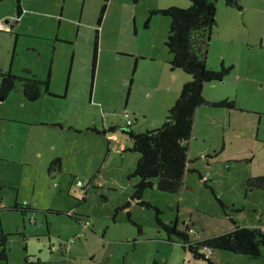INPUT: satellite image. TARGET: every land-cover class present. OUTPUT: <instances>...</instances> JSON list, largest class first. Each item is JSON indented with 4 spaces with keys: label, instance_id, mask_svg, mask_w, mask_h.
Listing matches in <instances>:
<instances>
[{
    "label": "rangeland",
    "instance_id": "374dc122",
    "mask_svg": "<svg viewBox=\"0 0 264 264\" xmlns=\"http://www.w3.org/2000/svg\"><path fill=\"white\" fill-rule=\"evenodd\" d=\"M238 1L242 5L241 10L227 8L223 0L217 2L216 26L210 36L206 67L218 70L222 65L225 67L233 65V68L224 81L204 84L203 97L207 103L195 111L188 154V158L193 159L191 166L198 170L187 175L186 189L178 195L161 193L156 188L146 190L142 200L151 208L139 206L130 200L134 185L129 184V181L130 178L138 181L131 175L139 156L127 149V146H132L127 135L116 129L115 142L121 147L114 145L113 152L105 163L109 141L104 138L106 136L93 129L89 131V128L76 133L74 128L67 125L69 122L79 121L80 118L77 116L83 112L81 108L90 106L92 86L98 82L97 78L95 80L96 73L101 77L97 68L98 58L93 83L90 80L92 66L87 57L76 63L80 64L79 69L86 76L82 77L83 86L79 87L80 90H74L71 85L69 91L71 99L68 103L60 102L58 99H47L48 101L41 100L38 103L27 101L25 105H20L21 100L16 97L20 94L24 99L20 88L15 89L14 94L6 101L0 98V120L8 117L21 119L6 123L0 121V155L1 152L4 155L6 152L10 153L9 159L0 157V235H6L7 264H206L204 261L193 260L192 255L190 254L191 258L189 253L186 254L179 243L168 241L170 236L156 224L155 209L161 210L159 216L161 220L171 223L177 219L181 228L185 227L184 222H188L192 233L205 239L227 230L230 226V217L235 218L239 224L242 222V217L230 208L232 193L223 190L224 184L216 179L214 190L210 187V181L206 185L200 178V175L202 177L206 175L208 169H217L213 176L216 178L217 175H225L228 178L226 188L235 184L237 180L230 175L229 167H234L233 172L236 174L242 172L246 174L249 163L243 160L247 159V155H251V149L257 142L256 136L259 138L264 136V49L259 48L260 44L264 46V0ZM100 3L106 4L102 15ZM183 3L189 6L188 0H109V2L90 0L89 8L86 7L89 10L87 15L94 18L101 16L105 18L107 6L110 4L107 36L114 39L115 35L122 36L120 41H106L100 53L102 58L100 64L112 80L115 78L116 69L120 67L119 62L123 67L127 64L129 70L135 63V56L121 58L118 54L122 52L121 46L126 43L131 44L129 48L125 47L126 50L137 46L139 49L138 53L134 52L136 55L141 53L147 55L142 57L143 61H138L139 67L141 64L152 67L158 64L155 60L164 61L165 57L170 58L164 41L171 19L165 15L153 14L152 11L172 6L181 7ZM1 4L4 9H13V0L11 2L4 0ZM76 6L79 9L80 3ZM36 21L38 19L33 13L28 12L22 19L18 31H27L33 27V30L37 31L36 36L38 32L45 36V27L43 25L36 27L34 25ZM83 23L88 25L86 21ZM90 23L96 24L93 21ZM66 24L67 22L62 21L63 34L66 31ZM33 30L29 33L32 36ZM46 33L49 34L50 31L46 29ZM32 36L22 34L17 36V41L14 37L12 41L0 37V71L7 73L11 70L20 76L24 69H30L41 78H46L51 72L52 91L64 92L70 74L71 57L73 51H76L75 45L56 42L55 39H34ZM79 36L84 38V42L77 43V46L79 44L80 48L88 50L87 47L90 45L92 57L94 41L91 31L80 32ZM51 47H55L54 61ZM181 75L185 74L180 70L171 72L169 69L167 72V79L178 85V95L182 88ZM119 78L116 80L111 102H105L104 97L96 99L94 96L93 102L101 100L106 107H103L104 110L97 107L98 115L97 111L92 112L90 116L87 115L85 122L91 125L90 118L97 115L99 122L104 119L108 122L113 120L119 128H129L136 134L153 130L146 127L149 119H141L136 114L139 118L137 123L129 109L137 105L147 108V113L150 112L158 105L160 92L154 91L150 97L146 91L134 88L130 98L127 93L131 87L118 83ZM163 79L165 78L161 74L152 78L144 77L145 81L152 84H158L157 81L162 83ZM75 81L74 84H77ZM16 85L20 87V83ZM111 98V95L108 96V99ZM223 99L233 101L234 108L211 105ZM42 101L49 102L51 111L52 109L55 111L47 116L48 121L62 118V124H66L62 130L59 126L47 128L45 121L38 120L39 122L35 123L41 126L40 147L46 150L54 144L63 155L62 159L67 162L65 168L63 169L62 165L61 172L55 176H50L46 169L50 160L47 151L42 150L44 153L42 159L31 153V156L27 155L26 160H23L22 155L18 157V147L14 149L8 145V142L15 138L19 141L28 139L29 150L33 148L32 144L36 141L35 139L30 141V138L35 137L29 135L31 134L28 131L29 126L22 120L26 121L28 116L32 118L42 107L39 106ZM166 102L167 100L164 101L165 104ZM49 107L47 105V108ZM35 116L40 118L41 115ZM129 120L133 123L127 127L126 123ZM19 141L18 143H23ZM258 149H262L259 160L264 163V144L260 143ZM205 154H208L209 159H204ZM238 155L240 163H232V158ZM122 156L124 167L120 164ZM101 166L102 172L98 179L103 181L101 189L104 191L88 187L89 178L94 176ZM126 168L130 170L128 175ZM120 178L122 182L118 181ZM77 181L83 183L85 188L77 186ZM115 190L119 193L113 192ZM220 192L221 195H226L224 199L227 206L222 201L225 209L217 201ZM85 193L90 196H86L87 201L81 205L82 208L75 211L78 215L83 212L89 213L85 215L91 219L92 230L95 231L86 228L84 224H78L68 216L70 210L76 208L79 202L77 200ZM101 194L104 195V200L100 197ZM127 202L130 205L126 210L123 208ZM14 207L17 210H12ZM260 208L259 211L264 212V199L258 201V209ZM247 214L246 217L250 216V212ZM103 231L105 234H102ZM73 237L75 242L69 246L68 252L50 251L52 245H63ZM34 255L40 258L39 263H32L36 259L31 257ZM210 257L215 264H264V256L250 258L228 251L214 250ZM26 259L33 261L27 263Z\"/></svg>",
    "mask_w": 264,
    "mask_h": 264
},
{
    "label": "crops",
    "instance_id": "0c3cea01",
    "mask_svg": "<svg viewBox=\"0 0 264 264\" xmlns=\"http://www.w3.org/2000/svg\"><path fill=\"white\" fill-rule=\"evenodd\" d=\"M3 1L4 0H0V37L4 38V40L6 39L8 41H12V39L14 37L15 41H17V36H20L22 34L26 35V36H30V37L32 36L29 33L32 32L33 27H30V30L28 29L29 31L28 30L27 31H22V30L18 31L19 25L22 23V19L24 18V16L28 12H30V13H33L34 17L36 19H38V21H39V22L36 21L34 23V25H36V27H39L41 25H43L45 27V31H44L45 36H42L41 34H39V32H38V36H36L37 31H35V29L33 30V36L32 37L34 39H41V40H54L55 39L56 42H62V43L67 44V45H72V44L75 45L76 51H73V57H71L70 74L67 77L66 89L64 92L52 91L51 76H50L51 72H49L48 75H46V78H41V77L35 75L30 69H24V70H29L33 74V76H35L37 79H40V80L48 79V81H49L48 94H46V92L42 93L40 98L37 101H35V102L29 101L31 103H36V102L38 103L41 100L48 101L47 99H51V100L52 99H58L60 102L64 101V103L65 102L68 103V101L71 99V97L69 95L71 85L73 86L74 90H80L82 88V86H83L82 77H84L86 75H84L83 71L81 69H79L80 64H76V63L78 61H80L81 58L87 57V61L89 63L91 62L90 64L92 66L93 49H92V57H91L90 51H89L90 45H88V47H87L88 50H86V48H80L79 44L77 46V43H83L84 42V38L82 36H79V34H80V32H85V31L90 32L91 31V34L93 36V41H94L95 32L98 31L97 32L98 47H97V54H96V56L98 58V62H97V59H96V62H97V68H98V70H100L101 77L98 76L97 73H96V77H95V73L93 74L91 72V77H90L91 82L93 83L94 77H95V80L97 78L98 82H97V85H95L93 83L91 97L89 100L90 106H88V108H87V106L85 108H81L83 112L81 113V115H79L80 117L77 116L78 119L80 118L79 121H77L75 123L69 122V123H67V125H69V127L74 128L75 129L74 131L76 133L77 132L81 133L86 128H89V131L93 129V131H96L98 133H102V135L106 136L104 138H107L109 141H108V152H107V155L105 158V163L108 162L107 158L111 155V152H113L112 148L114 147V145H118V143L115 142V140H116L115 137L117 136L115 134V132H116V129L120 130V128L114 123L113 120H110V122H108V120L104 119L101 122H99L100 121L99 118H96V116L99 113L97 107H99L101 110L102 109L104 110L103 107L104 106L106 107V105L104 102H101V100H97L98 102H93V99H94V96L96 97V99L104 97L105 102H108V101L111 102V100H113L114 91L116 89L115 88V84L117 83L116 80L119 77H120L119 78L120 81L118 83H120L121 85L125 84V85L131 87L130 89H128V92H130V94L128 93L130 98H131V95L133 93L134 88L136 90H139V91L140 90L146 91L147 93H149L150 97L152 95V92H154V91L160 92L159 102H158L159 106L158 105L155 106L153 109H151L150 112L147 113V110H148L147 108L139 107L137 105H134L132 108L129 109L131 114L136 119V122L138 123L139 118L144 119V120L149 119L150 121L148 120V122H146L147 123L146 127L149 129L157 128L161 124L164 123L167 111L169 109H171V107L173 106L176 98L178 97L177 95H178V91H179L178 85H176L172 80L167 79V77H168L167 72L170 69L169 65H170V61H171V56L169 55L167 50H166V52L170 56V58L165 57L164 61H159V60L156 61L155 60V62H158V64H160V62L162 63L159 66H158V64L154 65L152 67L148 66V64H141V66L139 67L140 62H138V61L139 60L143 61L142 57L147 56V55L144 53L136 55L134 52L138 53L139 48L137 46L134 49L126 50L125 47H127V48L131 47V44L126 43L123 47L121 46L120 49L122 50V52L120 51L118 54L120 55L121 58L122 57H134L135 56L136 57L135 63L132 65V68L129 70L127 64L123 67L121 65V62H119L118 64L120 67L118 69H116V74H114L115 78H113V80L111 79V77H110L109 73L106 71V69L103 68L100 64L102 62V58L100 57V53L103 51L102 47L105 44V42L106 41L110 42V41L122 40V36H120V35H118V36L115 35L116 39L109 38L110 36H107V32H106V27H108L107 26V22H108L107 18H108V14H109V5L112 2L110 4H108V6H107L106 17L101 20L100 24H98V19L100 17L94 18L92 15H89V14L87 15L89 10L86 9V7L89 8L90 0H13V9H11V10H7V9L3 8L2 4H1V3H3ZM9 2H11V0H9ZM77 3L78 4L80 3L79 9L76 6ZM101 3H100V6L102 7ZM175 4H177V3H175ZM187 6H188V4H184V3L181 5L182 8H185ZM18 8L21 11L20 15H19V13H17ZM62 21L67 22L66 31L64 34L61 32L62 31ZM83 21H86L88 23V25H86L84 23L82 24ZM90 21H93V23H96V24L93 25L90 23ZM109 24H111V21H109ZM3 25L5 27H3ZM5 28H9L10 32L4 31ZM46 29H48L50 31L49 34L46 33ZM51 48H52V52H53V61H54L55 60V57H54L55 47H51ZM259 48L263 50L264 46L262 44H260ZM53 61H52V64H53ZM165 67H167L168 70H166ZM24 70H23V72H24ZM174 70H180V69H173V70L171 69V72ZM9 71L11 72V70H9ZM0 72H2V71H0ZM23 72L21 75L24 74ZM95 72H96V69H95ZM180 72L185 74V75H181V78H180L181 79L180 85L183 86L186 82L191 80V77L189 74H186L185 72H183L181 70H180ZM11 73L14 74L13 72H11ZM159 74H161L165 78V79H163L162 83L157 81L158 84H156V83L152 84V83H150V81L144 80V77L145 78H149V77L152 78L153 76H158ZM14 75H16V74H14ZM108 77H110V78H108ZM74 80H76L75 82H77V84L76 83L74 84V82H73ZM80 86H81V88L79 89ZM17 88H20L19 89L20 91L22 89L21 85H20V87H17V85H16L15 89H17ZM153 89H156V90H153ZM14 90L7 97H5L3 99V101H6L12 94H14ZM203 90H204V86H203ZM121 92H122V88L120 89V93ZM21 93H22V91H21ZM15 94H16V92H15ZM110 95L112 98L108 99V96H110ZM203 95H204V92H203ZM16 97H18L21 100L22 104H20V105H25L26 103H28L27 102L28 100L25 99L24 96H23L24 99L22 98V96H20V94ZM165 100H167L166 104L164 103ZM45 101H42V103H40L41 105H39V106H42V107L37 112L34 113V116H32V118L30 116H28L27 119H25V117H23V119H25L26 121L22 120L23 122H25L26 125L29 126L28 131L31 132V134H29V135L35 137V138H30L31 139L30 141H34L33 139H35V141H36L35 144H32L33 148L31 150H29V148H28L29 147V140L28 139H26L24 141H19L17 138H15V140L8 142V145L10 148L15 149L16 147H18V150H19L18 157L22 155V157H24L23 160H26L27 155L31 156V153H34V156L36 158H39V159L43 158L44 153L42 150H44V149L40 147L42 142H40V140H39L42 137L41 136V130L39 129L41 126L38 124L36 125L35 124L36 122L45 121L47 123V128H49V129H51L50 127H54V126H57V127L59 126L62 130H64V128H65L66 124L65 125L62 124V122H61L62 118H58V119L53 120V121H48L47 116H49L52 112H55V111H54V109H52V111H51V109L49 107L50 103L45 102ZM110 104H112V103H110ZM110 104H108V105H110ZM47 105L49 108H47ZM128 107H129V105H128ZM157 109H158V112L156 113ZM94 111H97V115H95L93 118H90V122L92 124L89 125L88 123L85 122L87 120V115L90 116L92 114V112H94ZM154 112H155V115L153 116ZM124 113L126 114L125 111H124ZM37 114L41 115L40 118H36L37 116H35V115H37ZM136 114H138L140 117L138 118ZM12 120L17 121V120H21V119H15V117H8V118H3V120H0V121H4V123H6V122H9ZM97 122H99V125L97 124ZM132 123H130V125ZM111 128H113L112 131H111ZM104 132H106V133H104ZM192 132H193V130H192ZM16 134L18 135V133H16ZM112 134H115V135L110 137V135H112ZM255 140L257 142H255L254 148L251 149V155L252 156L247 155L246 156L247 159L243 160V161L249 163L248 171L246 172V174H245V172H242L240 174H236L235 172H233L235 170V168L229 167L230 175L234 176L237 180L235 184L226 188V185H227L226 182H228V178L225 175H222V174L217 175L216 178L213 176L215 174V172L217 171V169H213V170L208 169V172L206 173L205 176L211 182V185H210L211 189H214V186H213L214 182H216V179H218L221 183L224 184L223 190L226 189L232 193V195H231L232 199H230V201H232V203L230 205V208L232 211H235L236 213H238L242 217L241 224H239L235 220V218L230 217L233 219V221H235L237 226L245 227V228H249V229H259V230H262V232H264V212L259 211V210H261V208L258 209V201L260 199H264V189H251V188L247 187V185H246V182L249 179L252 180L254 178L264 177V163H263V161L259 160L260 159L259 155L262 154V149H258V145H260V143L264 144V136L259 138L257 135ZM18 141L23 142V143H18ZM120 147H121V145L119 146V148ZM130 148H131V146H127L128 150ZM58 150H59L58 147H55V145L53 144L50 146V149L46 148V150H44V151H47V153H48L47 157L50 158L49 165H51L53 160L58 158L61 161V164L63 165V169H64L67 162L62 159L61 156H63V155H61ZM1 154L2 155H0V157H2V159H9L8 158V155L10 154L9 152H6V155H4L2 152H1ZM13 155H14V153H13ZM203 157H204V159H206V158L209 159L208 154L203 155ZM121 158L122 159H121L120 164L122 167H124V157L122 156ZM14 159H16V158H14ZM188 159L191 161L190 163H188V168L192 169L194 171L198 170L196 167L191 166V163H193L192 157H189ZM226 161H227L226 164H228V160H226ZM232 163H234V164L240 163L239 155L232 158ZM49 165L46 167V169H47V172H49L50 176H55L57 173H60L62 170V165H61V170L59 172H58V170L51 172L48 169ZM44 167H45V164H44ZM121 169H123V168H121ZM126 171H127L126 175H128L130 170L128 171V168H126ZM101 172H102V166L99 167V169L96 171L94 176L92 175L89 178L88 186H91V188L93 187L94 189L95 188H98L99 190L103 189V184H102L103 181H100L98 179V176ZM189 173H192V172L187 171V173L185 174V179H184L185 184H184L182 190L186 189L187 175ZM192 174H194V173H192ZM71 175H73V174H71ZM237 175L239 178L237 177ZM118 181L122 182L121 178L118 179ZM77 182H79V181H77ZM129 184L135 185L136 181H133V179L130 178ZM80 187L85 188V185L82 183V186H80ZM102 191H104V190H102ZM113 192H115L116 194L119 193V192H117V190H115ZM103 196L104 195L101 194L100 197L104 200ZM225 196L226 195H221V192L219 193V196H218L221 199V201H223L224 204H226L225 203L226 199H224ZM250 201H252V202H250ZM82 204L83 203H81L79 206H77L74 209L77 210L79 208H82V206H81ZM226 206H227V204H226ZM116 207H120V206H116ZM75 210H74V212L76 213L77 211H75ZM247 212H250V216H248V217L245 216L247 214ZM85 213L86 212H83V214H80L79 216H81V217H79V218H86V220L90 221L91 219L89 217H87L85 215ZM86 214H89V213H86ZM175 221L178 222L177 219ZM91 225H92V222H91ZM92 226H90L91 230H92ZM179 228L184 229V227L181 228L180 226H179ZM233 228L234 227H233L232 223L230 222V226L227 228V230H225L223 232H226V231L231 230ZM93 230L95 231V229H93ZM217 233H219V232H217ZM102 234H105V231H103ZM199 238L200 237L197 236V239H199ZM73 239H75V238L73 237ZM172 239L175 240V238H173V237H172ZM189 239H190V241H194L195 237L191 236V237H189ZM74 242L72 244H74ZM177 243H179V242L177 241L176 244ZM178 245H180V248L186 254L189 253V251H187L186 249H183V247L181 246L180 243ZM213 251H212V253L209 254L210 260H211L210 255L212 256ZM188 255H190V253ZM190 257H191V255H190ZM254 258H257V257H254ZM198 261H202V260H198ZM211 262H213V261L211 260Z\"/></svg>",
    "mask_w": 264,
    "mask_h": 264
},
{
    "label": "trees",
    "instance_id": "16d2710c",
    "mask_svg": "<svg viewBox=\"0 0 264 264\" xmlns=\"http://www.w3.org/2000/svg\"><path fill=\"white\" fill-rule=\"evenodd\" d=\"M106 1L109 2V0ZM188 1L189 6L186 8L172 6L152 11V13L165 15L171 19L169 31L164 42L171 56L169 67L172 70L180 69L189 74L191 80L182 86L181 92L173 106L167 111L165 122L159 128L138 134L129 128H120V131L129 137L128 139L132 144L129 150L139 156L136 168H134L131 175L133 178H137L138 181L133 186V194L130 200L136 202L139 206L148 208H151L150 205L142 200L146 190L156 188L161 193L178 195L185 184L184 179L187 171L197 172L188 168V163L191 162L188 159V154L195 111L207 103L202 96L203 86L208 82L224 81L233 68V65L230 67L222 65L218 70L206 67V55L210 36H212L213 28L216 26V7L219 0ZM223 1L227 8L242 9V5L238 0ZM105 8L106 4H103L101 15L104 13ZM17 13L19 15L21 13L19 8ZM102 18L103 16L98 19V24H100ZM97 32H95L93 47V74L95 73V62L97 59ZM23 73V75L17 76L11 72H0L1 99L8 96L17 83H22L23 96L28 101L35 102L42 93L46 92L48 94V82L39 81L29 70H24ZM211 105L228 109L234 108L233 101L224 99L211 103ZM112 130L113 128H111ZM61 165V161L56 158L48 168L59 172ZM200 178H202V175H200ZM208 182L209 180L204 181V184L207 185ZM246 185L251 189H263L264 177L249 179ZM217 201L225 209L221 199L218 198ZM129 205L130 203L127 202L123 209H127ZM12 210L17 209L14 207ZM155 210L156 224L170 236L168 241H178L183 249L189 251L193 260H202L206 264H214L209 256L206 257L204 253H201V250L205 249L210 253L213 250L229 251L249 257L260 256L264 249V232L262 230L239 227L231 218L230 222L234 227L233 229L213 234L206 239H197V234L192 233L188 222H184V229H180L178 222L166 223L159 217L161 210L157 208ZM126 213L129 216V213ZM68 216L72 218L69 213ZM191 235L196 237L194 241H190L189 237ZM172 237L175 240H172ZM5 240L6 235H1L0 263L2 264H7Z\"/></svg>",
    "mask_w": 264,
    "mask_h": 264
},
{
    "label": "flooded vegetation",
    "instance_id": "af4514ba",
    "mask_svg": "<svg viewBox=\"0 0 264 264\" xmlns=\"http://www.w3.org/2000/svg\"><path fill=\"white\" fill-rule=\"evenodd\" d=\"M3 27H5L4 25H3ZM4 31H6V32H10L9 31V28H5V30ZM39 81H46V82H48L49 83V81H48V79H44V80H40V79H38ZM20 85H21V88H22V83H20ZM15 87H16V84H15ZM15 89V88H14ZM14 89H12V91L14 90ZM23 89V88H22ZM22 89H21V91H22ZM22 94H23V91H22ZM7 97V96H6ZM4 99V98H3ZM3 99H2V101H3ZM49 169V168H48ZM49 171H53V170H49ZM203 181H207L208 179H207V177L206 176H204V177H202L201 178ZM89 188H91V186H88ZM264 189V188H263ZM86 196L88 197V196H90V194H87V193H85L84 194V196L83 197H81V199L80 200H77V201H79L78 202V204H77V206H79L81 203H85L87 200H86ZM217 198H219L218 196H217ZM220 199V198H219ZM222 202V201H221ZM76 206V207H77ZM75 210V209H74ZM74 210H70V212H69V215H71L72 216V219H74L76 222H77V220H78V222L77 223H79V224H84L83 223V218H79V217H81V216H79L77 213H75L74 212ZM119 211V210H118ZM232 219V218H231ZM233 220V219H232ZM90 226H92L91 225V222L89 223V225H87V227L86 228H90ZM0 237H1V235H0ZM5 242H6V240H5ZM4 242V243H5ZM70 245H72V244H70V242H68V243H66L65 242V244H59L58 246H56V245H52V247L50 248V251L51 252H53V251H55V252H58V251H61L62 253H65L66 251L68 252V250H69V246ZM263 251H264V249L262 250V252H261V254H260V256H258V257H261V256H264L263 255ZM31 257H33V258H36L34 261L33 260H28V259H26V262L28 263V262H32V263H39V261H40V258L38 257V256H36V255H34V256H31ZM0 264H2V263H0Z\"/></svg>",
    "mask_w": 264,
    "mask_h": 264
},
{
    "label": "built area",
    "instance_id": "2783aa9c",
    "mask_svg": "<svg viewBox=\"0 0 264 264\" xmlns=\"http://www.w3.org/2000/svg\"><path fill=\"white\" fill-rule=\"evenodd\" d=\"M125 116L128 117L127 114H125ZM130 123H131V121L129 120L126 124L129 125ZM77 185H78V186H82V183H81V182H78ZM83 219H84V220H83L84 226L87 227V225H89L90 222L87 221L86 218H83ZM78 237H79V238H82L80 235H78ZM69 242H70V244H71V243L73 242V240H70ZM201 253H204V255H205L206 257H208L209 254H210V252H209L208 250H206V249H205V250H201Z\"/></svg>",
    "mask_w": 264,
    "mask_h": 264
},
{
    "label": "clouds",
    "instance_id": "9594fccd",
    "mask_svg": "<svg viewBox=\"0 0 264 264\" xmlns=\"http://www.w3.org/2000/svg\"><path fill=\"white\" fill-rule=\"evenodd\" d=\"M132 123V122H131ZM127 125V124H126ZM130 125V124H129ZM129 125H127V126H129ZM78 183V182H77ZM78 186V185H77ZM80 187V186H79Z\"/></svg>",
    "mask_w": 264,
    "mask_h": 264
}]
</instances>
